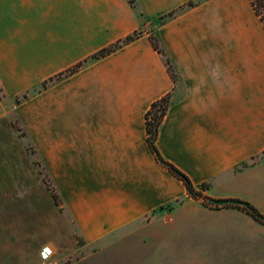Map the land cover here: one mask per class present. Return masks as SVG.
<instances>
[{
	"label": "crops",
	"instance_id": "1",
	"mask_svg": "<svg viewBox=\"0 0 264 264\" xmlns=\"http://www.w3.org/2000/svg\"><path fill=\"white\" fill-rule=\"evenodd\" d=\"M249 2L0 0V80L8 91L84 62L141 24L163 51L141 35L50 86L49 116L33 121L32 136L60 200L40 172L32 184L24 164L0 166V264H26L32 253L36 264H137L130 239H174L170 227L196 217L213 237L247 228L257 245L247 262L264 264V223L208 200L247 201L264 215V38L250 32L259 18ZM219 25L236 36L225 28L219 37ZM165 95L155 146L195 190L209 185L199 198L147 142L146 113ZM29 186L39 198L48 194L55 215L36 213L41 199L20 197ZM46 244L54 250L42 261Z\"/></svg>",
	"mask_w": 264,
	"mask_h": 264
},
{
	"label": "rangeland",
	"instance_id": "2",
	"mask_svg": "<svg viewBox=\"0 0 264 264\" xmlns=\"http://www.w3.org/2000/svg\"><path fill=\"white\" fill-rule=\"evenodd\" d=\"M127 1L130 4L134 2V0ZM201 1L203 0H197V2ZM249 6L252 11L250 2ZM179 10L180 8L172 12H178ZM172 12L160 15L152 24L156 25L164 21ZM256 23L257 25H253L252 23L249 25L251 34L254 37L264 38L262 23L258 19ZM142 25L128 34L133 37L132 40L141 35H147L149 39L153 38L157 40L152 32L153 28H143ZM225 28H227V36H236L237 31H234L233 35L230 25H219V37L222 36ZM124 37L110 44L113 46L111 52L130 42L123 43ZM101 57L103 56L94 57L92 55L84 62L75 64L69 69H66V71L56 73L49 78L42 79L28 88L19 91H13L15 89L8 91L9 89L7 90L0 80V166L10 165L17 167L18 165L24 164L27 167V176L31 179L32 184H34V176H38L36 172H40L43 180L47 183L46 185L50 196L53 198V193L55 195L53 200L56 202L60 200L59 194L57 191H54L43 162L35 154L32 136L34 130L33 121L39 117L49 116V94L47 91L53 83L75 72L82 65ZM39 104L41 105L39 106ZM208 186L205 183L198 191L203 193L204 190L208 189ZM44 193L46 194V198L44 197ZM44 193L43 196L41 195L43 198H39L40 193L37 189L29 186L26 189L25 195H22V190L20 191V197L31 201L41 199L42 201L36 208V213L55 215L57 211H55L52 200H50V197H48L45 191ZM10 197L15 198L19 196L17 194L16 196ZM29 203L27 202L25 210L27 214L32 215L35 212V205L34 202ZM29 222V229L26 230L27 233L30 232L32 226V222ZM171 224L174 225V223ZM170 229L177 230L178 232V234H175L174 239L170 236L158 234L150 239L147 237L130 239V245L139 249L136 251V255L132 261L137 264H251L255 253L257 256L256 240L247 228L246 230H240L236 227L231 229L223 228V233H220L218 237H213L212 235L215 229L211 228L208 223L197 221L196 217L181 218L175 227H170ZM210 232L212 235H210ZM126 243H122L121 245H126ZM247 259L249 262H252H247ZM38 262L35 253L28 256L26 260V264H36Z\"/></svg>",
	"mask_w": 264,
	"mask_h": 264
},
{
	"label": "trees",
	"instance_id": "3",
	"mask_svg": "<svg viewBox=\"0 0 264 264\" xmlns=\"http://www.w3.org/2000/svg\"><path fill=\"white\" fill-rule=\"evenodd\" d=\"M250 4L253 8L254 13L258 16L260 22L262 23L263 29H264V0H249ZM193 2H189L188 5H192ZM133 39L132 36L127 35L123 39V43H127ZM150 41L155 49H157L159 52H162V49L159 46V43L156 39L150 38ZM115 46V44H113ZM113 46L105 47L99 51H97L95 54H93L94 57H100L105 56L106 54L110 53L113 49ZM167 63V69L173 78L174 81L177 80V76L173 70V67L171 66V63L169 59H166ZM169 104V95L162 96L161 98L157 99L153 103H151V106L149 110L146 113V130H147V142L149 144V147L151 148L152 152L154 153L156 159L165 166L172 174H174L176 177L181 179L189 194L194 198L201 197V193L194 189V186L192 185L189 178L180 171L177 167H175L170 162L166 161L161 157L159 152L156 149L155 146V138L157 134L158 126L161 122V119L165 113V110L167 109ZM149 115H151L149 117ZM203 186V185H202ZM53 198L55 195L52 193ZM236 206L238 208L243 209L245 212H247L249 215H251L255 220L264 223V215L261 214L255 206H253L251 203L247 201H241L240 204H229Z\"/></svg>",
	"mask_w": 264,
	"mask_h": 264
},
{
	"label": "water",
	"instance_id": "4",
	"mask_svg": "<svg viewBox=\"0 0 264 264\" xmlns=\"http://www.w3.org/2000/svg\"><path fill=\"white\" fill-rule=\"evenodd\" d=\"M214 206H223L226 204H240L241 200L238 199H208Z\"/></svg>",
	"mask_w": 264,
	"mask_h": 264
},
{
	"label": "clouds",
	"instance_id": "5",
	"mask_svg": "<svg viewBox=\"0 0 264 264\" xmlns=\"http://www.w3.org/2000/svg\"><path fill=\"white\" fill-rule=\"evenodd\" d=\"M54 246L52 244H46L41 249V259L47 260L53 254ZM47 253L48 255H45Z\"/></svg>",
	"mask_w": 264,
	"mask_h": 264
},
{
	"label": "built area",
	"instance_id": "6",
	"mask_svg": "<svg viewBox=\"0 0 264 264\" xmlns=\"http://www.w3.org/2000/svg\"><path fill=\"white\" fill-rule=\"evenodd\" d=\"M151 115H149V117H150ZM41 253V250H40V252H39V254ZM45 255H48L47 253H45ZM40 258H41V255H40ZM42 260V259H41ZM42 261H46V260H42Z\"/></svg>",
	"mask_w": 264,
	"mask_h": 264
}]
</instances>
